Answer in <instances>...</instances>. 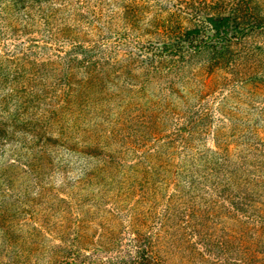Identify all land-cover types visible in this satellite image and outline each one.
I'll use <instances>...</instances> for the list:
<instances>
[{
	"label": "rangeland",
	"instance_id": "obj_1",
	"mask_svg": "<svg viewBox=\"0 0 264 264\" xmlns=\"http://www.w3.org/2000/svg\"><path fill=\"white\" fill-rule=\"evenodd\" d=\"M235 2L0 0V264H264V29L165 47Z\"/></svg>",
	"mask_w": 264,
	"mask_h": 264
},
{
	"label": "trees",
	"instance_id": "obj_2",
	"mask_svg": "<svg viewBox=\"0 0 264 264\" xmlns=\"http://www.w3.org/2000/svg\"><path fill=\"white\" fill-rule=\"evenodd\" d=\"M251 0H236V2L229 6L228 13H222L217 11L216 13H204L202 16L198 14L197 17H202V22L204 27L198 25L193 28H187L177 37L178 43H172L166 48L173 49L176 53L183 54L189 49L193 48L195 52H199L202 47L206 45H211L212 57L219 59L226 55L227 50L235 43L242 39L247 32H253L256 30L264 29V21L260 22H248L244 25L242 23L241 17L237 15L238 6H249ZM212 9L222 10L223 6L218 2L214 5H211ZM246 16V15H245ZM204 40L197 42L198 39ZM181 37V38H180ZM180 38V40H179ZM174 41V42H176ZM195 42L196 44H193ZM221 253H224V250H220ZM236 255H242L243 261L245 264H252L254 262L252 254L247 253L246 251L242 253H236ZM109 258V257H108ZM90 264H162L159 257L155 255L152 251L145 250H136L135 256L130 259H121V260H111L109 261H100V262H91Z\"/></svg>",
	"mask_w": 264,
	"mask_h": 264
}]
</instances>
